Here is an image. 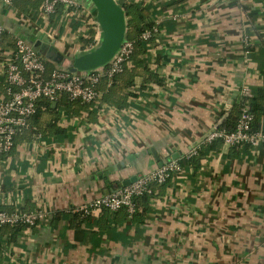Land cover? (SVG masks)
Instances as JSON below:
<instances>
[{
    "label": "crops",
    "instance_id": "obj_1",
    "mask_svg": "<svg viewBox=\"0 0 264 264\" xmlns=\"http://www.w3.org/2000/svg\"><path fill=\"white\" fill-rule=\"evenodd\" d=\"M117 2L153 12L163 82L125 111L51 102L60 133L42 125V136L25 130L15 137L0 156L7 198L0 208L40 209L46 217L37 226L0 229V264H264V144L217 143L196 167L153 185L143 214L69 212L194 147L203 151L225 103L238 109L264 87V0ZM39 4L0 1V24L12 42L17 25L64 52L86 48L91 38L75 16L58 5L44 18ZM258 129L264 132V116Z\"/></svg>",
    "mask_w": 264,
    "mask_h": 264
},
{
    "label": "built area",
    "instance_id": "obj_2",
    "mask_svg": "<svg viewBox=\"0 0 264 264\" xmlns=\"http://www.w3.org/2000/svg\"><path fill=\"white\" fill-rule=\"evenodd\" d=\"M0 1L8 5H13L15 2V0ZM58 5L62 6L64 13L75 16L80 21L84 36L91 38V43L86 48L93 46L98 39V27L93 15L77 1L41 0L39 13L47 18L55 12ZM4 30V26L0 24V41ZM157 32V26L154 25L152 30H145L141 37L147 39ZM244 45H249L248 38L244 39ZM131 52L132 42L127 38L119 52L103 68L89 73L69 72L53 66L49 67L26 40L15 36L12 47L0 50V155L8 154L14 146L15 137L28 128L29 119L35 113L36 102L39 99L51 103L65 97L70 102L95 107L99 112L106 107L125 111L127 107L117 108L103 102L98 85L101 79H110L120 73ZM245 52H248L247 49ZM150 55L154 61L153 45L150 47ZM239 110L240 115L233 130H226L219 127L221 124L215 123L206 134L204 142L210 143L218 139L227 146L249 148L264 144V132L252 126L253 114L246 106H241ZM197 152L198 147H194L189 150L186 157ZM184 167L177 160H170L142 173L129 184L76 206L69 212L85 217L102 208L110 212L124 208L128 214H131L136 210L137 196L151 193L152 184L165 183L183 171ZM6 202V195L3 196L0 192V203ZM45 217L46 213L40 209L26 211L20 207L11 210L0 208V229L37 226Z\"/></svg>",
    "mask_w": 264,
    "mask_h": 264
},
{
    "label": "trees",
    "instance_id": "obj_3",
    "mask_svg": "<svg viewBox=\"0 0 264 264\" xmlns=\"http://www.w3.org/2000/svg\"><path fill=\"white\" fill-rule=\"evenodd\" d=\"M41 4V0H40ZM39 4V6H40ZM122 6L125 9L126 18H127V38L132 42V52L128 57L127 62L124 64L123 70L115 74L110 79H101L98 85V89L101 91V100L106 104L117 108H123L130 106V102L137 98L140 95H143L147 92L148 89L153 86L159 85L163 82L162 77L159 75L157 68L155 67L157 63V56H154V61L151 59L150 47L154 44V39L157 33H153L147 39L141 37L142 33L145 30H152L154 27L153 12L148 11V8L141 7L133 3H124ZM90 42H85L84 47H86ZM13 42L9 34L4 30L2 33L0 41V50L5 48V46H12ZM245 49L250 50L251 45H246ZM154 63V64H153ZM51 67L50 64H47ZM141 78V82L137 85L136 79ZM59 101H65L68 103H78L70 102L65 97L60 98ZM81 104V103H78ZM82 105V104H81ZM246 106L248 111L253 114L252 126L254 129H258L260 120L264 116V87L257 90L254 97H245L242 99V102L238 105V109H233L229 115L223 120L219 127L226 130H233L236 122L240 115V107ZM237 108V107H236ZM57 118L56 109L51 108L50 103L45 99H39L36 102L35 113L29 119V126L27 129L29 134H41L42 136V125H45L46 128H54V122ZM51 131V134L55 135L61 131L58 128ZM24 130V131H25ZM23 131V132H24ZM22 134V133H21ZM20 134V135H21ZM48 134V133H47ZM50 134V135H51ZM44 135V134H43ZM221 143L220 140L216 139L210 143L204 144L203 151H198L197 154L188 156L182 159L177 160L182 166L193 165L196 167L201 158V153L211 151L215 149L216 144ZM232 147H241V146H232ZM247 147V146H246ZM242 148V147H241ZM1 156V155H0ZM168 181V180H167ZM153 185H162V184H152ZM152 195L151 193H144L136 197L135 205L136 210L131 213L136 215L143 214L147 210V202ZM144 205L142 210L139 212L138 207ZM124 209V208H121ZM100 211L106 210L104 208L99 209ZM120 210V209H119ZM116 212V211H112ZM127 212V211H126ZM138 212V213H137ZM128 213V212H127ZM75 215V213H74ZM81 219V220H80ZM81 222L84 218H80ZM15 229H19L16 227Z\"/></svg>",
    "mask_w": 264,
    "mask_h": 264
},
{
    "label": "water",
    "instance_id": "obj_4",
    "mask_svg": "<svg viewBox=\"0 0 264 264\" xmlns=\"http://www.w3.org/2000/svg\"><path fill=\"white\" fill-rule=\"evenodd\" d=\"M75 1L93 15L98 27L99 36L93 46L72 54L59 49L55 44V40L49 42L46 38H35L36 34L32 29L16 25V33L18 34L17 37L26 40L32 49L51 66L69 72L89 73L103 68L119 52L121 46L127 40V18L124 7L117 0ZM232 107L233 103L231 101L225 103L222 117L216 122V125L223 122ZM135 179L136 176L125 180L122 185L125 186Z\"/></svg>",
    "mask_w": 264,
    "mask_h": 264
},
{
    "label": "rangeland",
    "instance_id": "obj_5",
    "mask_svg": "<svg viewBox=\"0 0 264 264\" xmlns=\"http://www.w3.org/2000/svg\"><path fill=\"white\" fill-rule=\"evenodd\" d=\"M49 64V63H48Z\"/></svg>",
    "mask_w": 264,
    "mask_h": 264
}]
</instances>
